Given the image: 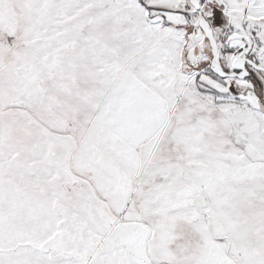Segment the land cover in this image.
Segmentation results:
<instances>
[{
	"label": "snow or ice",
	"instance_id": "obj_1",
	"mask_svg": "<svg viewBox=\"0 0 264 264\" xmlns=\"http://www.w3.org/2000/svg\"><path fill=\"white\" fill-rule=\"evenodd\" d=\"M0 264H264V0H0Z\"/></svg>",
	"mask_w": 264,
	"mask_h": 264
}]
</instances>
